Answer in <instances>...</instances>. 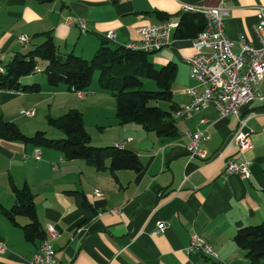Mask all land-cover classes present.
I'll use <instances>...</instances> for the list:
<instances>
[{
	"label": "crops",
	"instance_id": "0c3cea01",
	"mask_svg": "<svg viewBox=\"0 0 264 264\" xmlns=\"http://www.w3.org/2000/svg\"><path fill=\"white\" fill-rule=\"evenodd\" d=\"M222 3L228 8L225 33L235 42L234 52H239L236 43L241 37L258 48L253 28L256 8L264 7V0H0V61L15 53L27 54L44 42L46 34L51 35L60 59L68 54L92 59L103 45L116 49L137 41L142 26L167 20L179 23L182 4L208 9ZM109 31L115 35L111 41L105 38ZM22 35L29 38L25 44L19 41ZM193 54L192 40L173 39L152 57L154 67L176 66L169 103L175 109L190 101L184 89L194 82L184 60ZM24 79L21 85L36 84L29 76ZM38 85V96L44 94L52 102L50 110H76L69 104L73 93L63 84ZM259 88L264 94V80ZM94 90L89 89L83 99L77 97L86 132L90 125L85 115L95 112L98 117L93 129L99 135L93 145H123L138 157L141 170L98 171L49 148H40L36 160L34 146L0 140V243L6 248L0 264H29L41 243L24 239L27 218L15 216V225L3 214L17 204L13 189L23 187L32 196L41 230L51 225L59 234L53 242L54 264H248L234 236L241 228L264 223V102L241 108L252 149L238 155L225 147L237 129L233 116L222 119L209 108L188 120H172L175 134L159 136L139 124L121 123L114 96L101 88ZM33 94L0 91V121L15 124L22 133L19 113L36 108ZM12 106L22 107L18 117L4 110ZM34 116L23 118L33 123ZM196 130L208 135L201 143L206 158L188 161L186 133ZM229 159L251 161L250 178L225 173ZM104 165L109 166V160ZM95 189L100 197L94 195ZM159 221L166 229L152 235ZM195 236L211 246L215 257L187 252Z\"/></svg>",
	"mask_w": 264,
	"mask_h": 264
},
{
	"label": "trees",
	"instance_id": "16d2710c",
	"mask_svg": "<svg viewBox=\"0 0 264 264\" xmlns=\"http://www.w3.org/2000/svg\"><path fill=\"white\" fill-rule=\"evenodd\" d=\"M162 21V20H160ZM205 28L204 19L198 14H182L173 39L192 40ZM150 54L132 52L125 47L112 49L106 45L99 48L90 60H83L73 54L64 60L57 55V49L49 34L44 42L25 55L13 54L3 65L4 74H0V91L20 93H38V84L21 85L20 79L33 74L39 63H45L43 72L46 82L52 87L63 84L69 91H89L93 73L100 72L98 83L102 90L110 92L116 100V117L121 123L132 122L142 126L145 131H155L157 135L175 134L171 113L173 105L166 112L150 102L172 101L170 84L175 76L176 66L168 63L156 69L150 62ZM113 70H116L115 73ZM110 75V76H109ZM143 80L153 81L156 90H144ZM50 126L61 130L65 136L61 140H50L44 132H36L32 137L22 134L15 124L0 121V140L21 142L35 148H49L59 151L68 160H83L98 171L132 170L139 172L141 164L138 157L127 150L116 147H94L90 145L83 122L82 113L69 110L59 119H50ZM109 160V166L104 161ZM17 204L4 211V216L17 225L14 217L23 216L29 223L22 227L27 242L42 241L45 233L37 220L32 196L27 187L13 189ZM235 244L245 251L248 264H264V223L239 229L234 236Z\"/></svg>",
	"mask_w": 264,
	"mask_h": 264
},
{
	"label": "built area",
	"instance_id": "2783aa9c",
	"mask_svg": "<svg viewBox=\"0 0 264 264\" xmlns=\"http://www.w3.org/2000/svg\"><path fill=\"white\" fill-rule=\"evenodd\" d=\"M181 14H198L205 21V28L199 35L192 39L194 54L185 58L184 63L188 68V76L194 86L184 89L189 96L188 104L174 110L171 113L172 120H188L196 113L214 109L219 118L226 119L235 117L237 129L226 141L225 147L233 148L238 155L252 149L250 132L247 130L246 118L241 115L243 106L255 102H264V94L260 90V84L264 80V7L257 6V23L253 28L254 34L259 42V47L251 46L245 37L239 38L237 45L239 52H234L235 42L230 40L225 33V20L228 17V8L222 3L215 8H202L192 5H180ZM178 23L173 21L156 22L151 25L142 26L138 29L139 39L128 43L125 48L132 52L156 53L171 45L173 33ZM84 30V25H81ZM115 37L109 31L105 38L107 41ZM19 41L23 44L29 38L22 35ZM41 69L35 67L33 73H41ZM0 74H4V68L0 66ZM20 95V92L12 91ZM73 93L83 99L90 94L89 91H75ZM20 116L32 118L35 109L22 110ZM200 124L205 120L201 119ZM189 143L186 146L188 161L205 159L206 153L201 149V143L208 139L205 130H196L186 133ZM122 149L123 145H116ZM40 148L34 149V159L40 160ZM24 157V156H23ZM26 158V157H24ZM251 161L243 160L236 162L232 159L226 161L225 173L237 175L241 180H247L251 175ZM96 197L101 192L94 190ZM165 223H156V229L151 233L156 235L164 232ZM82 231H78L81 233ZM45 237L41 241L37 251L31 256L29 264H54L55 249L53 242L59 237L57 230L48 225ZM5 245L0 243V254L5 251ZM188 253H199L203 256L215 257L211 246L198 236L193 237Z\"/></svg>",
	"mask_w": 264,
	"mask_h": 264
},
{
	"label": "rangeland",
	"instance_id": "374dc122",
	"mask_svg": "<svg viewBox=\"0 0 264 264\" xmlns=\"http://www.w3.org/2000/svg\"><path fill=\"white\" fill-rule=\"evenodd\" d=\"M154 54H156V53H154ZM154 54L151 53L149 55L150 62H152V57ZM63 60H64V58L61 59V62ZM86 60H90V58L86 59ZM7 62L8 61L6 59L1 60L0 64L4 65ZM39 68L42 71L41 73H33L29 77L32 79H35L36 84H40V85L43 84L44 86L48 85L46 82V75L43 72V70L45 68V63L40 62ZM155 68L159 69L161 67H155ZM115 71L116 70H113L114 73H115ZM99 74H100V72L98 70H96L93 73L91 84L89 85V88H88V89H90V91L94 90V88H97L99 90V88H100L99 83H98ZM25 79L23 80L24 81L23 84H25ZM143 82H144V86H143L144 90L155 91L157 89L156 85L153 81L143 80ZM71 93H73V92L71 91ZM34 95H37V96H34ZM30 97H34V99L38 102V104L36 105V108H35V116L32 120L33 123H31V120L25 119V118H23V116L21 117V120L19 122L23 126V132L22 133L26 136H33L35 134L34 132L39 131V132H44L45 136L50 140L64 139L65 136H64L63 132L61 130L55 129L54 127L50 126L49 120L50 119H59L60 117H62L66 113L64 111H61L60 109H56L54 107L50 110L49 108H50V104L52 102L48 101L46 95H44V94H41L38 96V93H36ZM71 97H72V99L69 102L70 107L72 109L74 108L76 110H79L82 113L83 112L81 109L82 108L81 107L82 101H79L77 99V96L75 95V93L71 94ZM17 105L19 106V103ZM18 106H17V108L12 106L11 109L8 107H5L4 110L7 113L11 112L12 115L14 114L16 117H18V112L22 108V107L19 108ZM149 106L159 107L161 110L166 111V112L170 111V104L166 103V102H162V101H160V102H153L152 101L149 103ZM96 118H98V117H96L95 112H91V113L89 112L85 115V119L87 120V124L90 125V127L87 129V132L90 135H92V137L94 138V140L92 142H90V145H92L94 147H97L93 144H97L96 137L99 135L98 132H96L97 130L93 129V128H95V125H96ZM83 121H84V118H83Z\"/></svg>",
	"mask_w": 264,
	"mask_h": 264
}]
</instances>
